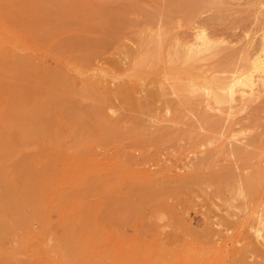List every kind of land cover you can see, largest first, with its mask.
Returning <instances> with one entry per match:
<instances>
[{
	"label": "bare ground",
	"instance_id": "6f19581e",
	"mask_svg": "<svg viewBox=\"0 0 264 264\" xmlns=\"http://www.w3.org/2000/svg\"><path fill=\"white\" fill-rule=\"evenodd\" d=\"M153 1L150 8L129 0H101L97 6L80 0H0V78H9L13 85L2 95L8 107L0 111V239L2 232L12 233L17 222L29 236L49 231L48 222L59 213L64 216L60 222L65 218L62 224L70 238L64 243L0 241V264H10L15 255L33 258L22 264H251L247 261L250 246L245 244L238 250L232 245L227 249L223 240L237 225L232 204L236 189L226 187L234 184L233 170L213 165L209 168L218 171L206 169L217 162L245 160L252 147L262 149L264 154V122L258 117L261 110L249 122L248 137L235 141L234 132H221V119L214 113L210 115L208 109L220 112L224 108L230 114L233 109L242 110L264 100V26L258 30V40L248 41L237 57L227 53L223 41L215 35L192 27L203 11L214 8L230 12L228 7L237 0ZM181 25L192 30L190 39L174 32ZM125 26L136 29L131 41L134 48L123 43ZM103 58L107 69L118 71L103 68ZM55 68L73 70L74 78ZM3 69H9V74H3ZM88 70H92L93 77L81 80ZM29 80L37 81L34 94L25 88ZM109 80L119 82L114 95L123 111L129 112H122L116 123L105 114ZM82 99L94 103L83 104ZM261 108L264 120V106ZM158 110L170 114L173 124L188 120L186 112L195 110L200 128L210 135L195 134L193 124L188 132L162 128L151 134L152 124L155 127L159 120ZM145 117L150 119L151 127L145 124ZM110 124L117 126L113 135L138 153L125 151L124 146L121 149L120 198L115 192L114 199L119 200L114 202L112 198L111 205L110 197L106 203L111 208L104 206L110 213L113 207L119 213L118 208L120 228H132L134 232L132 236L122 232L116 244L80 242L76 240L75 225L86 229L88 206L83 200L89 193L103 189L95 184V178L77 176V157L100 144L97 131L104 134ZM177 141L187 144H178L175 166L163 163L161 145L163 151L166 142ZM150 145L157 150L153 156L148 149L149 154L141 152ZM35 149L43 157H34ZM197 153H201L200 158L185 163ZM58 155L65 163L76 157L69 164L75 173L69 184L58 182L45 168L44 156ZM248 156L249 160L252 154ZM177 167L184 173H177ZM207 180L218 199L232 189L229 197L223 198V213L219 207L216 209L221 213H215L211 200L214 213L210 208L209 212L205 209L206 213L198 208L196 199L209 186H205ZM10 186L15 190L13 194L7 191ZM211 191L206 194L214 198ZM69 197L73 203L67 211L73 212V217L62 211ZM102 198L105 203L104 195ZM105 208L102 206L103 213ZM37 234L34 237H40ZM246 236L249 240V234Z\"/></svg>",
	"mask_w": 264,
	"mask_h": 264
},
{
	"label": "rangeland",
	"instance_id": "374dc122",
	"mask_svg": "<svg viewBox=\"0 0 264 264\" xmlns=\"http://www.w3.org/2000/svg\"><path fill=\"white\" fill-rule=\"evenodd\" d=\"M5 1H8V0H5ZM18 1L19 0H16V3ZM70 1H71V3H73V0H70ZM80 1H82L83 3L85 2L84 0H80ZM129 1H131V2L133 1L135 3H140L142 5L145 4L144 6H148L150 8L154 4L153 0H129ZM159 1H161V0H159ZM100 2H101V0H97V1L96 0H86L85 3L91 4V6H94V5L97 6L98 4H100ZM162 2L164 3V0L161 1V3ZM228 8H229L230 12L229 11L225 12L223 10H218V9H214V8H210L208 10L203 11L202 14L198 15V17L196 18V21L195 20L193 21L192 27L204 28L209 34H211V35L213 34L212 36L215 35L216 37L215 36L214 37L217 40L219 39L220 41H223L222 45L224 48H226L227 53H229V52L234 53L238 57V56L242 55L243 48L246 46L248 41H254L255 42L256 40H258V36L260 34V33H258V30L260 27L264 26V0H237L235 2V5L229 6ZM160 22H161V20H160ZM179 23L184 25L183 21H180ZM177 24H178V22H177ZM182 25L178 29L175 28L174 32L179 34V36H181V37H185L187 39H190L191 34L193 33L192 30H189L188 28H184V27H182ZM126 26L124 27L125 30L128 28L130 29V27L126 28ZM125 30L123 31V32H125V33H123V43L126 42L125 46H127L129 48H134L135 43L132 44V42L134 41V33L136 32V29L131 28V30L128 31L129 32V36L127 38L128 40L126 39V37L124 38V36H126L125 34L128 35V33ZM131 31H132V33H131ZM130 34H131V36H130ZM105 61H107L106 57H105ZM105 61L103 58L102 61L100 60V62L102 64H100V62H99V64L102 65L103 68L107 69L108 67L105 64L106 63ZM55 69L58 72L63 71L65 73L69 74V76H71L72 79L74 78V71L73 70H68V69L66 70L64 68H62V69L55 68ZM50 70L52 72H54V71L56 72V70H54V69H50ZM107 70L113 71V72L118 71V70L112 69V68L107 69ZM1 71L3 74L6 75V72L8 73L10 70L9 69H7V70L3 69ZM85 76L87 79L92 78L93 77L92 70H88L87 75L85 74L84 77L82 76L81 80L85 79ZM9 80L10 79L9 78L7 79V77L2 78V79L0 78V92H1L0 97H2L0 99V111L4 110L5 107L8 105V104L6 105V102L3 98L4 96H2V95L7 93V91L10 88H13V85L10 84V83H12V81L9 82ZM33 81H35V80H33ZM29 82L30 83H27L28 86L25 88L27 89V91H29V94H34L35 89L38 88V85L34 84V83H37V81H35L34 83H31V80H29ZM118 85H119V82L113 81V80H109L107 83V87H108V91H109V104L105 108V114L107 115L108 119H111L110 120L111 122L115 121V123L121 119V116L123 114L122 112H124L122 107H121L120 100L118 98H115V95H114V91ZM51 88H53V87H51ZM262 97H264V94ZM82 100L83 101H81V102L83 104L90 105V104L94 103V102H91L90 100H87V102L84 99H82ZM262 102H264L263 98H261L260 100H257L256 103L246 105V108H243L242 110L233 109L230 114L228 111H227L228 112L227 113L226 109H224V108L219 109L220 112H218L217 108H216L217 112L212 111L214 109H208L209 110L208 113L210 115H212V113H214V114H216V118L221 119V122L219 121L221 123V125H220V127H221L220 131L221 132H223L225 130L226 131L223 132L225 134L227 133V131H228V133L234 132L232 134H234L236 137L235 141H237V139L239 141V140H241L240 138L245 137V136H247V134L250 133L251 130H249V127L251 125L249 127H248V125H249V122L252 123V120L255 119V116L258 113L257 110H261L258 113V115L259 114L260 115L259 116L257 115L260 118L259 121L264 122V120H262L263 118L261 116V112L263 109L261 107L264 106V103H262ZM261 104H263V105H261ZM201 108L203 109V106L200 105L198 107L199 112H201ZM222 110H223V112H222ZM188 111L189 112H186V114L188 115L189 122H188V120H185V121H181L180 124H173L172 122H170V119H169L170 114H166L162 110H158L157 111L158 113H156L157 114L156 116H158L159 120L157 121L158 123H156V126L154 127L155 124H152V127H153V129H152V127L149 124L150 119H148V121H147V117H145L146 118L145 124L147 122V125L149 124L148 126L151 127L152 132L149 130L150 131L149 133H151V134H153V132H155L156 129L162 130V128H163V130H165V128H166V129L178 130V131L179 130L180 131L186 130L185 132H188V130L191 129L190 126L193 124V126L196 128L195 134L198 133V135L200 134V136L201 135H210L209 131L204 130L203 128H200L195 110H193V112H191V110H188ZM199 112L197 114H199ZM255 112H257V113L254 114ZM124 113L129 114V112H124ZM161 116H162V119L160 120ZM108 126H110L112 129L109 127L110 130L108 131V127H107V130L104 132V134H102L103 132L97 131L98 137H99V139H101L100 144L96 145L93 149H91L89 151L87 150V152H89L88 154H86V152L82 151L83 157L80 155H79V157H77L80 163L77 162V165H76L77 176L80 174L82 176L83 175H85V176L89 175V176H91V180H94V178H95V181H96L95 184H97V183H98V185L100 184L102 186L101 188L103 189L102 192H101V190L100 191H93V193L96 194L94 196H92V194H93L92 192L89 193L88 194L89 196L87 195L88 199L83 200L84 203L88 206V212L84 218V221H86L85 222V226H86L85 228L86 229L83 230L84 227L82 228V225H80V224L75 225L76 226L75 234H76V240L77 241L85 242V243L86 242L94 243L97 245H100L102 243L103 244L104 243L105 244H107V243H115V244L119 243L121 241L122 232H123V235H126V236H128V235L132 236L133 232H134L132 230V228L131 229L120 228V226H119L120 225V220H119L120 218H117V214L120 217V214H119L120 210L118 208H117V210L119 213H116L115 207L112 208V210H114V211L111 210V213H110V209L107 210L104 206L107 204L106 199L109 200L110 197H111V199L109 200L108 203L111 202L112 198H113L114 202H115V200H119L117 198L114 199L115 192H116L115 197L120 198L119 195H120V182H121V172H122V150L121 149H123V146H124L125 151L128 150V151H132L133 153H135L134 152L135 150H132L129 147L127 148V146H126V145H128L127 142L123 143L119 137H116L115 134L113 135L112 130L114 127L116 128L117 126L116 125L111 126V124ZM247 127H248V129H247ZM221 138L224 139L223 136ZM103 142H104V144H103ZM236 143H239V142H236ZM174 144L166 142L164 147H163V151H162L163 145H161V150H160V152H161L160 155L162 154V156H160V159L162 160L163 163L168 164L170 166H175V161H176L175 156L177 155L176 151H177L178 147H180L178 144H181V146H183V145L187 144V141H182L181 143L177 141V143L175 144L176 145L175 148H174ZM227 144H228V142H227ZM256 148L257 147H252V148L248 149L247 157H249L248 156L249 153L252 154V156H250L249 160L246 157L247 160L245 158H244L245 160L239 159V160H237L238 162L236 163V161H235L234 164L225 163V162H217L218 164L216 163L217 165H214V163H213V164L208 165L206 171L207 170L218 171V168H216V169L212 168L213 166H215V167L217 166L220 169L222 167H223V169L228 167L231 170H233L232 181L235 185L231 184V187H230V184L229 185L226 184V187L229 186L228 189H230V188L236 189V191H233V195H232V193H231V195L233 196V201H235L234 203L232 202V204H234L233 207L235 208V210H233V215L235 213L234 216H236V218L234 217V220L236 221L237 225H236V229H233L230 231L228 230L226 235L223 237L224 239L222 238L223 240H225L224 241L225 245L227 244V246L225 248H227V249L231 248L230 246L233 245L236 249L241 250V249H243V246H246L245 244H247L248 247L250 246V248L247 249V251H248L247 253H249L247 255L249 260H247V261H249V263H251V264H264V154L261 153L262 149L259 150ZM145 149H148V152L152 156L155 152H157L156 148L154 146H151V145L144 147L141 152H143V151L146 152ZM148 152H146V154H149ZM79 153H81V152H79ZM137 153L138 152H136L135 154H137ZM189 155H192V154H189ZM195 155L193 154L192 157L189 156V158L186 159V162L185 161L184 162L188 164V162L190 163L191 158H192L191 161H194V160H196V158L201 157V153H197ZM33 156L36 158L43 157L42 153L38 149L33 150ZM73 158H76V157H73ZM73 158H70L68 163H65L62 156H59V157H57V156L45 157L44 156L45 168L47 170H49V172L51 171V175L53 174L55 176V179L58 182H65V181L68 182L69 181L67 183V184H69L70 180L72 178L73 179L75 178V176H74L75 173H72L73 170L69 165L72 162ZM230 164H232V165H230ZM176 165H178V164H176ZM209 166H212V167L209 168ZM150 168L152 170L155 169L154 167H150ZM35 170L37 171V168H35ZM176 171H177V173L179 172V174L184 173V169H182L180 167H177ZM234 173L236 175H234ZM233 179H235L236 182L237 181L238 182L235 183V180H233ZM98 180H99V182H98ZM207 181L209 182L208 184H207ZM207 181H206L205 186L206 187H207V185H209V186L207 188H205L204 194H202V196L200 198L196 199V203L199 206L198 208H200L202 211H204V213H206L205 209H207V212H209L208 210L210 208V211L214 213V211L212 209L213 205L211 204L213 202V204L215 205L213 208L216 209V207H219V209H221V211L223 213V211L226 209V208L224 209V202L222 203L223 198H228L232 189L230 191L229 190L227 191V188H225L226 189L225 191H227L229 193H226V194L223 193L224 194L223 198L218 199L215 197L214 192L211 191L212 189H214V186L211 184L213 186V188H212V186L210 185V180H207ZM227 183H229V181ZM240 185H241V187H240ZM242 185H243V187H242ZM72 187H74V186H72ZM105 189H106V191H105V193H103V191ZM116 189L117 190L119 189L118 192ZM238 189H239V191H238ZM68 190L69 189H67L66 192H68V194H70V191H68ZM7 191L10 194H13L15 192V190L12 186H10L7 189ZM207 191H208V193H209V191H211L212 192L211 194L214 195V198L211 197V195H209V194L207 195L206 194ZM249 194H251V195L254 194V196L250 195L251 197H249ZM103 195L105 197V203H102ZM246 195L248 196V198L246 197ZM205 198H207L206 201H205ZM245 198H247V199H245ZM209 200H211V203L209 202ZM245 201H247V202H245ZM206 202L208 203L207 206H205ZM216 202H218L219 204L218 203L216 204ZM69 203H73L72 197H69V199L66 200V204L63 203L67 206H64L62 204L61 207L64 206V207H62L64 209V210H62L63 213L65 212V213L69 214L71 217L73 215V212L67 211L68 210L67 208L69 207ZM113 204L114 203H112L111 205H113ZM98 205L100 208H97ZM210 205H211V207H210ZM102 206H103V208L106 209V210L104 209L105 210L104 213H103ZM106 207L111 208L110 206H108V204L106 205ZM202 207H203V209H202ZM100 209H101V211H100ZM219 209L218 208L216 209L217 210V212H215L216 214H218V212L221 213V211H219ZM106 211H108V212H106ZM234 211H236V212H234ZM109 214H110V216H109ZM57 215H59V216H57ZM56 216L57 217L51 218L50 221L48 222L49 223L48 224L49 231L43 232L41 234H40V232H39V234H37V232H35L37 235L40 236L38 238L34 237L36 235L34 232L32 233V235L30 233V236H29V234H27L23 230V228L21 229V227L17 224L18 223L17 222L15 224V228H14V231L12 233L2 232V235H1L2 238L0 239V241L13 242L14 244L18 241H29V242L50 241V242H63V243L67 242L70 240V238L68 237L67 232L65 231L64 226L62 224V223H64L63 220L65 221V218L62 219V222H60L59 221L60 218L64 217V216H62L60 213L56 214ZM113 216H114V218H113ZM116 218L119 220L117 223L118 226H117V224H115V222L117 221ZM112 219H113V221H112ZM213 219L217 220V217H215ZM68 228H69V230L71 229L70 225L68 226ZM215 228L217 229L218 227H215ZM129 231H130V233H129ZM243 231H245V233H243ZM49 234H50V237H49ZM247 234H249V240L246 236ZM41 235H43V236H41ZM226 237H228L227 242L225 239ZM230 237H231V239H230ZM243 237L244 238L246 237L247 239L246 238L244 239ZM215 239L218 240V236H216ZM222 239H219L218 243H220ZM13 243H11V245H13V247L16 248L17 246H14ZM250 243H251V245H250ZM8 246L9 245L7 244L6 247H8ZM13 259H12L13 261H10V264H16V263L22 264V263L27 262L28 260H30V262L33 261L32 257L28 258L24 255H15Z\"/></svg>",
	"mask_w": 264,
	"mask_h": 264
}]
</instances>
